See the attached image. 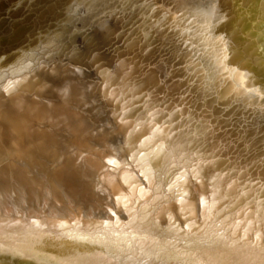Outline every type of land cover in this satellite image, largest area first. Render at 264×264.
I'll list each match as a JSON object with an SVG mask.
<instances>
[{"label":"bare ground","instance_id":"obj_1","mask_svg":"<svg viewBox=\"0 0 264 264\" xmlns=\"http://www.w3.org/2000/svg\"><path fill=\"white\" fill-rule=\"evenodd\" d=\"M261 2L0 0V239L264 264Z\"/></svg>","mask_w":264,"mask_h":264},{"label":"water","instance_id":"obj_2","mask_svg":"<svg viewBox=\"0 0 264 264\" xmlns=\"http://www.w3.org/2000/svg\"><path fill=\"white\" fill-rule=\"evenodd\" d=\"M262 2L264 3V0H262ZM258 18L263 19V17H257L255 19H258ZM244 35H243V37H244V40H246L245 42H248L247 39H252V41H255L257 39V38H255V35L250 34L249 31H246V33H244ZM249 36H251V38ZM257 46L256 47L253 46L254 49L251 48L252 49L251 54L253 55L254 60H256V61H254L255 69H256L255 70V72H256L255 73V75H256L255 79L258 81L260 80L261 84L258 83L259 84L258 86H260V85L264 86V43H263V46L261 48H260V45H257ZM80 48H83V46H81ZM240 53H241V51H240ZM241 54H242V56H244L243 52ZM247 59L251 60L252 58L247 57ZM243 60L246 61V57H245V59L243 58ZM258 61H260L261 64L258 63ZM256 64H259V67L258 66L256 67ZM234 66H235V68H234L233 73L235 72V74H236V73H238L239 69L237 67L239 65L234 63ZM235 74H233V75H235ZM37 213L39 214V212H37ZM8 218H10V217H8ZM0 264H69V262L66 263L62 260H58L57 258L56 259L52 258L51 255H49L48 253H45V252L42 253L41 251H37V250L35 251V250H31V249L26 248V247H22L21 245H19V243L17 244V242H14V241L12 242V241L0 239Z\"/></svg>","mask_w":264,"mask_h":264}]
</instances>
